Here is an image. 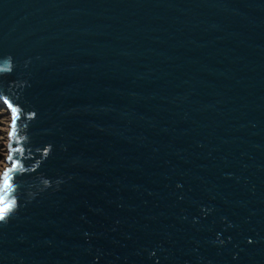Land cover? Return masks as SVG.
I'll return each mask as SVG.
<instances>
[{
	"label": "water",
	"instance_id": "95a60500",
	"mask_svg": "<svg viewBox=\"0 0 264 264\" xmlns=\"http://www.w3.org/2000/svg\"><path fill=\"white\" fill-rule=\"evenodd\" d=\"M0 101V264H264V0H0Z\"/></svg>",
	"mask_w": 264,
	"mask_h": 264
},
{
	"label": "snow or ice",
	"instance_id": "6c2138e0",
	"mask_svg": "<svg viewBox=\"0 0 264 264\" xmlns=\"http://www.w3.org/2000/svg\"><path fill=\"white\" fill-rule=\"evenodd\" d=\"M13 115V121L11 124L12 131L9 133L10 138H15L18 135V129H17V114L16 109L12 108ZM9 160H13L14 157L10 154L8 157ZM19 168V165H14L11 168L5 169L2 177L3 183L0 184V219L6 218L7 214L12 210V203L7 202V195L13 190V180L12 176L13 173Z\"/></svg>",
	"mask_w": 264,
	"mask_h": 264
},
{
	"label": "rangeland",
	"instance_id": "374dc122",
	"mask_svg": "<svg viewBox=\"0 0 264 264\" xmlns=\"http://www.w3.org/2000/svg\"><path fill=\"white\" fill-rule=\"evenodd\" d=\"M10 118L11 115L0 101V174L4 167L8 165L5 158L8 155L7 144Z\"/></svg>",
	"mask_w": 264,
	"mask_h": 264
}]
</instances>
